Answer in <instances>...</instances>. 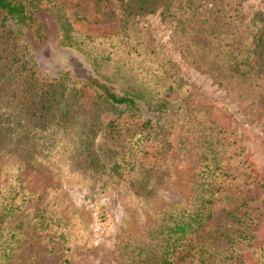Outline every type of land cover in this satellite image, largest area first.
Wrapping results in <instances>:
<instances>
[{
	"label": "trees",
	"instance_id": "1",
	"mask_svg": "<svg viewBox=\"0 0 264 264\" xmlns=\"http://www.w3.org/2000/svg\"><path fill=\"white\" fill-rule=\"evenodd\" d=\"M241 3L0 0V264H40L36 245L41 254L54 253L56 264H85V220L60 188L62 163L80 171L94 194V221L106 224L98 195L122 182L135 196L154 194L171 175L170 153L190 147L197 165L186 198L162 205L138 233L118 234L115 263L240 264L252 247L254 264H264V239L256 243L255 234L264 204H252L264 191V175L233 130L189 106L195 87L180 81L169 56L146 47L144 16L155 14L171 23L170 40L185 62L264 118V13L246 19ZM47 11L63 44L82 45L90 56L88 74L77 76L72 67L47 79L26 45L20 49L21 28L45 38L38 16ZM70 15L88 29L73 27ZM9 18L17 30L5 26ZM31 167L50 183L28 187L24 171Z\"/></svg>",
	"mask_w": 264,
	"mask_h": 264
},
{
	"label": "rangeland",
	"instance_id": "2",
	"mask_svg": "<svg viewBox=\"0 0 264 264\" xmlns=\"http://www.w3.org/2000/svg\"><path fill=\"white\" fill-rule=\"evenodd\" d=\"M241 9L246 19L257 10L264 13V0H242ZM38 18L45 38L39 41L30 29L21 28L17 33V42L22 50L24 44L26 45L28 55L30 54L36 63L39 72H42L41 74L47 79L72 67L79 68L77 76H81L83 72L88 74L90 68L87 61L90 56L84 52V47L81 45V48H77L63 44L60 28L50 12L41 13ZM144 18L147 20L149 31L146 47L167 54L178 69L180 81L194 85L195 93H190L187 97L189 106L203 108L214 123L233 130L236 137L240 139L248 160L258 174L263 176L264 118L256 119L250 104L244 98L227 93L223 85L215 82L206 71H201L183 60L177 47L170 40V22L161 21L155 14H147ZM68 22L73 27L85 31L89 26L83 22L78 24V20H75L73 15L68 16ZM5 26L13 30H17L18 27L12 18L5 21ZM177 122L180 123L181 120ZM176 138L177 131L173 138L174 142ZM177 159L180 160L181 165L175 162ZM169 163L171 175L161 183L154 194L146 198L135 196L123 182L115 184L113 188L105 189L104 193L98 195V202L108 213L106 224L94 221L93 201L90 198H94V194L88 195V189L80 171L74 168L70 171L63 163V167L56 169L58 183L65 193L67 204L78 209L79 212L82 211L80 217L85 220L84 231L88 237V247L79 254V258L85 264H116L113 248L118 234L138 233L140 226L146 224L162 205L186 198L187 177L190 170L197 165L196 150L190 147L180 154L173 151L169 155ZM24 177L28 187H41L50 183L51 180L47 174L33 167L24 171ZM252 204L258 206L264 204V191L260 192L259 198ZM255 234L256 243L264 239V209ZM36 246L33 247L32 253L40 264H56L54 253L41 254V248ZM251 254L252 247L244 250L240 264H254Z\"/></svg>",
	"mask_w": 264,
	"mask_h": 264
}]
</instances>
